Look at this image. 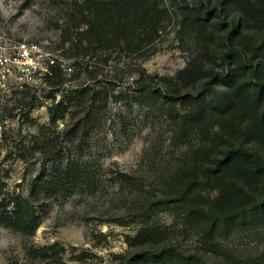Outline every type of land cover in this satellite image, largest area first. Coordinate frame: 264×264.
I'll return each instance as SVG.
<instances>
[{
  "label": "trees",
  "instance_id": "1",
  "mask_svg": "<svg viewBox=\"0 0 264 264\" xmlns=\"http://www.w3.org/2000/svg\"><path fill=\"white\" fill-rule=\"evenodd\" d=\"M167 1L181 16L182 31L210 33L208 41H214L217 33L226 32V49L219 53L207 47L198 49L199 56L175 76L158 77L137 61L150 58L153 52L145 48L161 37L167 21H171L161 0H87L80 6L83 15L88 10L81 20L87 29L79 35L90 40L91 47L78 49L77 45V49H71L77 58L69 64L71 72L53 69L47 78L51 91L46 96L51 100L47 109L50 127L39 128L37 135L32 136L33 146L22 141L16 144L18 156L24 161L39 156L47 164L30 181L27 196L8 191L7 183L0 177L1 227L34 237L53 199L94 192L96 177L90 163L83 161L84 152L102 126L111 102L130 111L137 107L145 112H159L169 122L170 143L176 150L189 151L195 140L200 144V149L193 155L189 153L184 166L169 179L170 189L163 191L161 197L147 199L131 213L140 225L133 239L148 242L162 238V226L152 221L160 209L181 218L211 243L261 227L264 0H209L197 5L188 0ZM112 54L128 56L130 62L123 69L117 68L115 77L110 78L93 59ZM71 82L81 84L68 86ZM199 85V90L192 91ZM24 101L31 112L39 99L24 92L19 104ZM25 117L28 114H22ZM67 118L59 131V122ZM128 127L126 122L120 125L125 132ZM115 179L132 193L145 190L134 175L118 172ZM213 193L217 195L215 201L205 202ZM116 221L128 223L123 216ZM63 252V247L53 244L31 247L28 254L33 260L58 264ZM123 263L211 264L171 244L159 250L128 252Z\"/></svg>",
  "mask_w": 264,
  "mask_h": 264
},
{
  "label": "rangeland",
  "instance_id": "2",
  "mask_svg": "<svg viewBox=\"0 0 264 264\" xmlns=\"http://www.w3.org/2000/svg\"><path fill=\"white\" fill-rule=\"evenodd\" d=\"M86 1L0 0V20L16 38L42 42L50 47V52L61 54L69 64H73L77 58L71 49H77V45L78 49L91 47L90 40L79 35L87 29L81 20L88 10L83 15L80 7ZM208 1L188 0V3L197 5ZM161 2L163 7H167L171 21H167L161 37L145 48L153 52L150 58L144 62L137 61L148 73L172 77L187 62H193L199 56L198 49L207 47L216 49L217 53L226 49V32L217 33L214 41H208L210 33L199 35L193 31H182L177 9L167 0ZM106 58L108 61H102ZM106 58L97 57L93 63L110 78L115 77L117 68L123 69L130 62L125 55L112 54ZM80 84L71 82L68 86ZM199 89L200 85L192 91ZM48 93V90L39 92L41 100L35 103L31 112L25 106L26 101L19 104L20 96L0 94V177L4 178L10 192L27 196L30 181L40 174L43 164H47L39 156L24 161L18 156L16 144L22 141L33 146L32 136L37 135L39 128L50 127L47 109L51 102L46 109L44 98ZM22 114H28V117L22 118ZM104 116L102 126L86 146L83 159L94 170V192L53 199L34 237L0 226V264H56L33 260L28 254L31 247L53 244L64 248L62 262L58 264H124L123 256L128 252L159 250L166 244L174 245L185 253L196 254L211 264H264V222L261 227L211 243L181 218L160 209L152 221L162 226V238L148 242L133 239L140 225L134 222L131 213L140 209L147 199L161 197L163 191L169 190V179L184 166L189 153L193 155V151L200 149V144L195 140L189 151L186 148L174 149L170 143L169 122L159 112H145L137 107L130 111L111 102ZM67 121L68 118L59 122V131ZM123 122L129 126L126 132L120 129ZM62 146L66 148V143L63 142ZM118 172L134 175L143 183L145 190L132 193L115 179ZM216 197L213 193L205 202L211 204ZM122 216L127 224L116 221Z\"/></svg>",
  "mask_w": 264,
  "mask_h": 264
},
{
  "label": "built area",
  "instance_id": "3",
  "mask_svg": "<svg viewBox=\"0 0 264 264\" xmlns=\"http://www.w3.org/2000/svg\"><path fill=\"white\" fill-rule=\"evenodd\" d=\"M49 49L42 42L16 38L0 20V94L16 97L31 92L41 100L39 92H50L47 78L52 76L53 69L59 67L68 72L72 69L61 54ZM44 98L47 109L51 100Z\"/></svg>",
  "mask_w": 264,
  "mask_h": 264
}]
</instances>
